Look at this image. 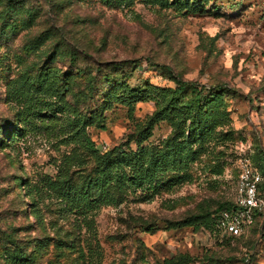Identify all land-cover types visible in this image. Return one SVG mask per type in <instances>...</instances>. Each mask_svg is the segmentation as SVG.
Here are the masks:
<instances>
[{
	"label": "rangeland",
	"instance_id": "374dc122",
	"mask_svg": "<svg viewBox=\"0 0 264 264\" xmlns=\"http://www.w3.org/2000/svg\"><path fill=\"white\" fill-rule=\"evenodd\" d=\"M243 155L264 197V0H0V264H264Z\"/></svg>",
	"mask_w": 264,
	"mask_h": 264
},
{
	"label": "built area",
	"instance_id": "2783aa9c",
	"mask_svg": "<svg viewBox=\"0 0 264 264\" xmlns=\"http://www.w3.org/2000/svg\"><path fill=\"white\" fill-rule=\"evenodd\" d=\"M239 176L234 206L221 211L216 228L223 237H239L255 224L257 215L264 216V197L260 191L263 176L248 155L239 163Z\"/></svg>",
	"mask_w": 264,
	"mask_h": 264
},
{
	"label": "trees",
	"instance_id": "16d2710c",
	"mask_svg": "<svg viewBox=\"0 0 264 264\" xmlns=\"http://www.w3.org/2000/svg\"><path fill=\"white\" fill-rule=\"evenodd\" d=\"M170 78L177 84V87L175 89V93H180L184 90V88L187 85H192L195 82L193 81H186L184 79H182L181 77H179L178 75L174 74L172 71H170ZM22 89V88H21ZM20 89V90H21ZM32 93L31 89L26 88L24 89L19 95L18 97H14V101H16L17 105L21 106L23 104V106H21L24 110V113H28V114H32L33 111V105L36 104L37 102H35L34 99V93ZM132 93H134V91H132ZM131 97V96H130ZM196 104L201 105L202 99L201 96L198 94L196 97ZM41 101V100H40ZM40 103L44 104L47 103L45 101H41ZM37 105V104H36ZM44 108L47 109V107L45 106ZM43 109V108H41ZM33 115H36L35 113ZM12 124L11 120L8 122L6 120L5 125L3 124L2 127L5 128L8 131V136H9V131H11L13 129H11V126L9 127V125ZM9 127V128H7ZM201 132H198V130L196 129V127H194V129L192 130L191 133H189L188 138H197L198 135H200ZM75 135H68L67 137H64L66 139H64V142H79L84 148H86L89 151H98L97 146L95 141L88 135H86L85 132H82L81 130L78 131L77 133H74ZM119 154L123 157L127 156L126 150L124 149V147H119L118 148ZM111 153V151H106L102 156H101V161H104L106 156L109 155ZM135 162H133V168H134V172H135V179H138L141 175V172H143L145 170L144 165L139 161V160H134ZM132 164V163H131ZM130 165V164H129ZM103 171H106V168L103 169ZM139 175V177H137ZM263 182L260 184V189L262 186ZM261 191V190H260ZM234 206V204L231 205H226L223 206L221 205V209L220 211L217 213L216 217H215V226L217 224V220L219 218V215L221 213L222 210L224 209H231ZM258 217V215H257ZM257 220V219H256Z\"/></svg>",
	"mask_w": 264,
	"mask_h": 264
}]
</instances>
